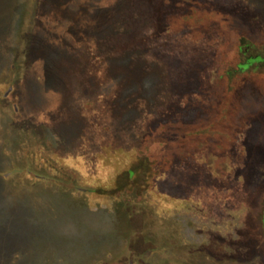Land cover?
I'll use <instances>...</instances> for the list:
<instances>
[{"label": "rangeland", "instance_id": "rangeland-1", "mask_svg": "<svg viewBox=\"0 0 264 264\" xmlns=\"http://www.w3.org/2000/svg\"><path fill=\"white\" fill-rule=\"evenodd\" d=\"M256 56L264 0H0V264H264Z\"/></svg>", "mask_w": 264, "mask_h": 264}, {"label": "trees", "instance_id": "trees-1", "mask_svg": "<svg viewBox=\"0 0 264 264\" xmlns=\"http://www.w3.org/2000/svg\"><path fill=\"white\" fill-rule=\"evenodd\" d=\"M245 47V52L247 53L249 47H251L250 44H246L244 45ZM241 46H240V50H241ZM243 52V54L245 53ZM257 60V61H256ZM256 61V62H254ZM264 60H262L259 56H256V57H248L246 58L245 62L243 64H240L238 65L239 67L240 66H243V65H246V67H250L252 64L254 63H257V62H263ZM251 62V63H249ZM248 63V64H247ZM225 67H222V71H225L224 70ZM229 73V76L231 75L232 77V74H239L238 72V69L237 67L234 68L233 70H230L228 71ZM227 97H225L226 99ZM188 135L185 134V133H177V131H174V130H168L166 132H164L163 130L160 131V132H157L155 133L149 140H148V145H153V144H170V143H177L178 141H182L184 140Z\"/></svg>", "mask_w": 264, "mask_h": 264}, {"label": "flooded vegetation", "instance_id": "flooded-vegetation-1", "mask_svg": "<svg viewBox=\"0 0 264 264\" xmlns=\"http://www.w3.org/2000/svg\"><path fill=\"white\" fill-rule=\"evenodd\" d=\"M129 252H130L131 259L136 257V250L135 249L134 250L131 249V251L129 250ZM129 263L133 264L132 260H129Z\"/></svg>", "mask_w": 264, "mask_h": 264}, {"label": "crops", "instance_id": "crops-1", "mask_svg": "<svg viewBox=\"0 0 264 264\" xmlns=\"http://www.w3.org/2000/svg\"><path fill=\"white\" fill-rule=\"evenodd\" d=\"M1 149H2V148H1V146H0V152L2 151Z\"/></svg>", "mask_w": 264, "mask_h": 264}]
</instances>
